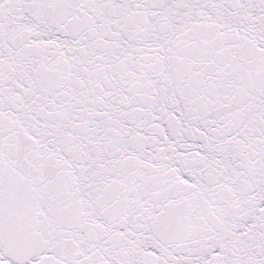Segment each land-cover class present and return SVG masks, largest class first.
<instances>
[{
  "label": "snow or ice",
  "instance_id": "1",
  "mask_svg": "<svg viewBox=\"0 0 264 264\" xmlns=\"http://www.w3.org/2000/svg\"><path fill=\"white\" fill-rule=\"evenodd\" d=\"M0 264H264V0H0Z\"/></svg>",
  "mask_w": 264,
  "mask_h": 264
}]
</instances>
